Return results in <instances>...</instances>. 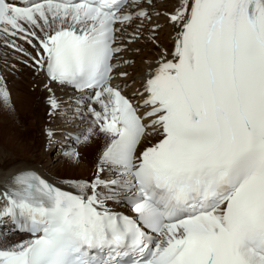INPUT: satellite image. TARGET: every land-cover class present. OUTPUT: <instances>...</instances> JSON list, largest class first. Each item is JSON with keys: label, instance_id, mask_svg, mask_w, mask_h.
Wrapping results in <instances>:
<instances>
[{"label": "snow or ice", "instance_id": "6c2138e0", "mask_svg": "<svg viewBox=\"0 0 264 264\" xmlns=\"http://www.w3.org/2000/svg\"><path fill=\"white\" fill-rule=\"evenodd\" d=\"M128 3L0 0V35L37 39L44 55L33 59L52 80L96 90L95 122L111 137L102 163L119 177L77 185L93 189L86 196L18 174L4 214L26 218L34 239L0 249V264H264V0H183L170 15L181 28L173 59L146 81L143 117L110 83ZM148 128L162 139L137 156ZM120 197L135 218L105 206Z\"/></svg>", "mask_w": 264, "mask_h": 264}, {"label": "bare ground", "instance_id": "6f19581e", "mask_svg": "<svg viewBox=\"0 0 264 264\" xmlns=\"http://www.w3.org/2000/svg\"><path fill=\"white\" fill-rule=\"evenodd\" d=\"M182 2L143 0L138 8L148 10V16L118 26V40L124 50L117 57L120 69L111 85L117 87L137 111L147 99L144 91L146 81L161 62L173 57L181 28L171 22L170 15ZM188 2L191 3V0ZM32 30L37 36L44 37L39 29ZM21 35H0V88L6 89L9 94L8 103L0 99V207L5 209L8 206L4 200L5 184L14 175L26 171L73 195L92 194V188L77 186L83 181L90 185L97 179L105 182L119 179L112 167L102 163V155L99 158L95 155L101 142L106 141V150L111 140L95 122L92 110L102 111L100 103L94 98L93 102L82 106L83 94L74 93L67 85L50 81L45 75L46 67L41 68L33 59L44 55L39 41L32 37H29L31 44L24 39L18 40ZM12 44L16 46V51H12ZM77 117L83 119L77 120ZM73 133L80 135L79 142L72 140ZM39 134L43 139L40 142L37 139ZM160 139L162 137L154 128L146 129L139 152L155 145ZM100 168L103 170L99 171ZM97 188L102 197L112 191L110 184H100ZM104 203L113 211L123 210V197L107 199ZM0 240L4 242V247L0 246V249H13L19 241H30L32 237L0 233ZM8 242L11 244L5 246Z\"/></svg>", "mask_w": 264, "mask_h": 264}, {"label": "rangeland", "instance_id": "374dc122", "mask_svg": "<svg viewBox=\"0 0 264 264\" xmlns=\"http://www.w3.org/2000/svg\"><path fill=\"white\" fill-rule=\"evenodd\" d=\"M31 133L34 134L35 132H31ZM37 135H38V134H37ZM37 139L39 140V142H40V140H43V139H42V134H39V136L37 137ZM78 144H80V143H78ZM101 144H102V145H101ZM98 145H99V144H98ZM98 145H97V146H98ZM99 146H101V147H99L98 151H95V152H96L95 155L98 156L97 158H99L100 155L103 156V150H104L106 144H105V142L103 141V142L100 143ZM93 153H94V151H93ZM93 153H92V155H93ZM102 156H101V157H102ZM90 176H91V175H90ZM19 243H22V241H19L18 244H19ZM10 244H11V242H8L5 246H8V245H10ZM0 246H1V247H4V242L1 241V240H0Z\"/></svg>", "mask_w": 264, "mask_h": 264}]
</instances>
